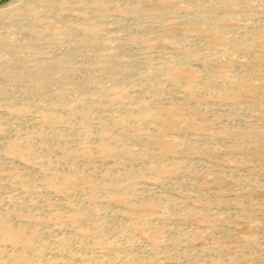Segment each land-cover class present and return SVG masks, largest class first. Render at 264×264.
I'll return each mask as SVG.
<instances>
[{
	"label": "rangeland",
	"instance_id": "rangeland-1",
	"mask_svg": "<svg viewBox=\"0 0 264 264\" xmlns=\"http://www.w3.org/2000/svg\"><path fill=\"white\" fill-rule=\"evenodd\" d=\"M9 1L0 4L8 14L0 37L18 46V62L0 46V217L32 243L0 239V264L21 251L25 264H264V0H100L107 13L99 17L93 0H73L72 8ZM37 14L36 29L50 28L56 41L28 49L35 32L20 23ZM84 18L108 46L78 53L93 61L118 50L138 75L167 70L149 84L125 83L127 99L117 106L76 89L92 77L116 86L106 66L83 67L87 56L73 77L60 70L50 88L13 77L22 64L34 69L32 52L45 61L71 53L84 35L65 30ZM59 91L62 101L51 98ZM83 93L89 105L79 102ZM120 116L127 121L119 127ZM16 143L22 155L9 149Z\"/></svg>",
	"mask_w": 264,
	"mask_h": 264
},
{
	"label": "bare ground",
	"instance_id": "bare-ground-1",
	"mask_svg": "<svg viewBox=\"0 0 264 264\" xmlns=\"http://www.w3.org/2000/svg\"><path fill=\"white\" fill-rule=\"evenodd\" d=\"M18 1L19 0H10L7 4H5V5H8V7H9V5L10 4H12V3H14V2H17L18 3ZM41 1V0H40ZM50 1H52V4L54 5L55 3V1L58 3V4H60V5H62L61 6V8H64V5L65 4H67V7H69V8H72L73 6H74V1L73 0H54V2H53V0H48V2H50ZM187 1V0H186ZM199 1V0H198ZM32 2V1H31ZM42 2V1H41ZM44 2H45V0H44ZM105 2H106V0H105ZM16 3V4H17ZM33 3V2H32ZM43 3V2H42ZM57 3H56V6H57ZM91 3V2H90ZM203 3V2H202ZM15 4V3H14ZM13 4V5H14ZM19 4V3H18ZM27 4H28V2H27ZM50 4V3H49ZM89 4V3H88ZM188 4V3H187ZM194 4V3H193ZM12 5V6H13ZM30 5H32V4H30ZM133 5V4H132ZM228 5V4H227ZM17 5H14V8L16 9H18V7H16ZM76 6H77V4H76ZM131 6V5H130ZM3 6H0V9L2 8ZM7 7V6H6ZM32 7V6H31ZM48 7V6H47ZM55 7V6H54ZM60 7V6H59ZM75 7V6H74ZM92 10H93V12H97V16H98V13H100V14H104V15H102V16H105V14L107 13V9L103 6V2L102 1H100V0H93V2H92ZM13 8V9H14ZM30 8V7H29ZM35 8V7H34ZM66 8V7H65ZM13 9H12V11H13ZM14 9V10H15ZM21 9V8H20ZM79 9V11L81 12V11H83V10H85V9H83V6H81L80 8H78ZM23 10V9H22ZM39 10V9H38ZM66 10V9H65ZM69 10V9H68ZM87 10V9H86ZM90 10H91V8H90ZM91 10V11H92ZM2 11V9L0 10V19H2V20H4V19H6V18H4L3 19V17H5V15L7 14V13H5V12H1ZM26 11H27V9H26ZM40 11V10H39ZM72 11V10H71ZM77 11V10H76ZM128 11V10H127ZM140 11V10H139ZM138 11V12H139ZM168 11V10H167ZM38 12V11H37ZM78 12V11H77ZM92 12V13H93ZM165 12V11H164ZM68 13V12H67ZM85 13V12H84ZM163 13V12H162ZM166 13V12H165ZM170 13V12H169ZM199 13H200V11H199ZM100 14H99V16H100ZM157 14V13H156ZM160 14V13H159ZM202 14V13H201ZM223 14V13H222ZM232 14V13H231ZM8 15V14H7ZM92 15H94V13L92 14ZM96 15V14H95ZM221 15V14H220ZM39 14H37V15H35V16H32L30 19V21H27L26 23H20V24H22L21 26L20 25H18V27L20 26V28L21 29H23V30H26V31H28V32H35V37H30L31 39L30 40H32V41H27L26 42V45H27V48L28 49H34V45H36V44H38V43H41V42H48V41H56V39H55V35H53L54 33H53V31L50 29V28H47V29H41V30H39V29H36V25H37V21H39L38 19H39ZM42 16V15H41ZM98 16V17H99ZM191 16V15H190ZM195 16V15H194ZM20 17V16H19ZM96 17V16H95ZM137 17V16H136ZM142 17V16H141ZM145 17V16H144ZM193 17V16H192ZM134 18V17H133ZM161 18V17H160ZM51 19V18H50ZM92 19V18H91ZM164 19V18H163ZM187 19H189V18H187ZM206 19H208V18H206ZM19 20V19H18ZM144 20V19H143ZM165 20V19H164ZM201 20V19H200ZM80 21V20H79ZM142 21V20H141ZM188 21H190V19L188 20ZM20 22V21H19ZM76 22V21H75ZM75 22H74V25L72 26L71 24L69 25V26H67V28H66V30H65V37L66 36H69V37H74V34H75V32L76 33H78V32H81L84 36H82V38H79L76 42H73L72 44L73 45H76V46H74V47H72L73 48V51L71 52V53H68V54H66L65 56H63V57H61V58H56V59H53V58H51L50 60H43V59H41V58H39L38 56H36V54L37 53H35V52H32V54L34 55L35 54V57L36 58H34V56H33V59L36 61V63L35 64H33V65H35L34 66V69H32V70H30L31 68H33V67H30V69L28 68V67H26V66H24L23 67V64L21 65V67H20V69H17V70H14V71H12L13 73H12V75H13V77H15V78H17V79H24V78H27V77H29L30 79H28V80H30V82L32 81L34 84H35V86L36 87H38V85L39 86H48V84L49 85H51L50 83H52V82H54V81H57L60 77H58V73H59V71L61 70V71H63L62 73H67V74H70V75H72V77H73V74H75L76 72H77V70L79 71V67H80V65L81 64H79V61H78V59H80L81 57L80 56H82V58L84 59V58H86V56H87V58H86V62H84L83 64V67L85 66V65H89V64H93V63H96V64H100V65H102V67H104V66H106L107 67V69H108V76H106L107 77V79L108 80H112V82H115V84H116V86L114 87V88H112V89H110L111 87H109L108 86V84H107V86H108V88L109 89H104V87L103 86H101L102 84V81H101V83H100V80L99 79H103V78H99L98 76V78H94V77H92V78H86V79H84V80H82V81H80V83H79V85L78 86H75L76 87V89L77 88H79V89H82L83 91L85 90L86 91V93L87 92H89L88 90H93L94 92H92V93H94V94H96L95 96H97L96 98L98 99H101V100H106L109 104L108 105H110V104H112V105H121L122 103L124 104V101H126V99H127V90H125V88L127 87V86H124V85H127V84H125V83H135V81L136 80H142L143 82H145L146 84H149V82L155 77V76H157L158 74H160V73H163L164 71H166L167 70V66L166 65H162L161 67H154L156 70H150L151 72H149V70H148V72H144V74L141 72V75H138L136 72H135V68H134V65L133 64H135V62L133 63V64H131V63H128V62H126L125 60H123L122 58H121V55H123V54H121L120 53V51H118L117 49V51L115 52V51H113V52H105V53H101L100 51V53L101 54H98L97 56H96V58L92 61L91 59H90V57L92 58V56H89L88 57V55L87 54H85V55H83V54H80V53H78L79 51H82L84 48H87V49H92V48H96V47H99V46H104V45H107L106 43H105V41H107V39L105 40H103L102 39V37L100 38L99 36H97L96 34H93L92 32H91V29H92V26L94 25V24H91V23H89L90 21H88L87 19H83L81 22H79L78 24H75ZM77 22H78V20H77ZM76 22V23H77ZM4 23V22H3ZM71 23V22H70ZM60 24H61V22H60ZM66 24V23H65ZM72 24H73V21H72ZM57 25V24H56ZM6 26V25H5ZM95 26V25H94ZM38 27V26H37ZM52 28V27H51ZM64 29H65V26H64ZM96 29V28H95ZM78 31V32H77ZM63 32H64V30H63ZM86 32V33H85ZM142 32V31H141ZM235 32V31H234ZM138 33V32H137ZM199 33V32H198ZM107 34V33H106ZM8 35V34H7ZM10 35V34H9ZM76 35V34H75ZM147 35V34H146ZM146 35H144V36H146ZM153 35V34H152ZM4 36H6V35H4ZM34 36V35H33ZM77 36H81V34L80 35H77ZM25 37V36H24ZM28 38V37H27ZM26 38V39H27ZM8 37H0V46H2L1 48H3V47H6V48H8V50L10 51V53H11V55H10V57H9V59L8 60H15V63H16V61L18 62V60H17V49H18V46L15 44V43H13V42H9L8 41ZM123 39V38H122ZM57 40H60L61 41V39H57ZM154 40H156V39H154ZM164 40H166V39H164ZM246 41V40H245ZM115 42V41H114ZM71 43V42H70ZM131 44H133V43H135V41H131L130 42ZM139 43V42H138ZM138 43H136V45L138 44ZM123 44V43H122ZM127 44V43H126ZM140 44V43H139ZM114 45V44H113ZM135 45V44H134ZM108 46V45H107ZM124 46V45H123ZM130 46V45H129ZM114 47V46H113ZM122 47V46H121ZM120 46H119V48H121ZM71 48V47H70ZM132 48V47H131ZM140 48V47H139ZM138 47L136 48L135 47V49H139ZM101 49V48H100ZM5 50V49H4ZM72 50V49H71ZM75 50V51H74ZM94 50H96V49H94ZM70 51V50H69ZM98 51V50H97ZM102 51V50H101ZM125 51V50H124ZM133 51V50H132ZM91 52V51H90ZM130 52V51H129ZM128 52V53H129ZM136 52V51H135ZM6 53H7V51H6ZM9 53V54H10ZM96 53V52H95ZM98 53V52H97ZM96 53V54H97ZM125 53V52H124ZM142 53V52H141ZM91 53H89V55H90ZM134 54V53H133ZM136 54V53H135ZM137 54H139V53H137ZM163 54V53H162ZM1 55H3V54H1ZM30 55V54H29ZM92 55V54H91ZM95 55V54H94ZM127 55V54H126ZM143 55V54H142ZM189 55V54H188ZM23 56V55H22ZM25 56V55H24ZM27 56V55H26ZM31 57H32V55H30ZM217 56V55H216ZM6 57V56H5ZM28 57V56H27ZM79 57V58H78ZM125 58H128L129 57V55H128V57H126V56H124ZM136 57V56H135ZM134 57V58H135ZM149 58V57H148ZM163 58V57H162ZM237 58V57H236ZM235 58V59H236ZM1 59V58H0ZM129 59V58H128ZM133 59V58H132ZM143 59V58H142ZM156 59V58H155ZM221 59H223V58H221ZM225 59V58H224ZM3 60H4V56H3ZM6 60V59H5ZM147 60V59H146ZM165 60V59H164ZM167 60V59H166ZM199 60V59H198ZM1 61V60H0ZM21 61V60H20ZM31 61V60H30ZM29 61V62H30ZM92 61V62H91ZM128 61V60H127ZM134 61V60H133ZM136 61V60H135ZM155 61V60H154ZM172 61V60H171ZM184 61V60H183ZM3 62V61H2ZM21 62H23V61H21ZM28 62V63H29ZM33 62V61H32ZM31 62V63H32ZM130 62H132V60L130 61ZM137 62V61H136ZM138 62H140V61H138ZM148 62V61H147ZM26 63H27V61H26ZM25 63V64H26ZM30 63V64H31ZM89 63V64H88ZM151 63V62H150ZM149 63V64H150ZM139 64V66H140V63H138ZM137 64V65H138ZM142 64H144V66H146V64H145V62L144 63H142ZM4 65H6V64H4ZM32 65V64H31ZM99 65V66H100ZM156 65V64H155ZM159 65V64H158ZM186 65V64H185ZM91 66H93L94 67V65H91ZM169 66V65H168ZM181 66V65H180ZM93 67H91L90 69H92ZM0 68H1V66H0ZM3 68H5V66L3 67ZM2 68V69H3ZM99 68V67H98ZM153 68V69H154ZM1 69V70H2ZM7 69V68H6ZM83 69V68H82ZM147 69V68H146ZM152 69V68H151ZM89 70V69H88ZM101 70V69H100ZM3 71V70H2ZM94 71V70H93ZM10 72V71H9ZM8 72V73H9ZM96 72V71H95ZM11 73V72H10ZM61 73V74H62ZM80 73V72H79ZM83 73V72H82ZM66 74V75H67ZM78 74V73H77ZM65 75V74H64ZM70 75H69V78L70 79H74V78H72V77H70ZM97 75V74H96ZM106 75V74H105ZM239 75V74H238ZM60 76V75H59ZM61 76H63V75H61ZM64 77H66V76H64ZM63 77V78H64ZM160 77V76H159ZM67 78V77H66ZM68 78V79H69ZM155 78H157V77H155ZM76 79V78H75ZM106 79V80H107ZM161 79V78H160ZM3 80V79H2ZM15 80V79H14ZM104 80V79H103ZM199 80V79H198ZM220 80V79H219ZM10 81H12V80H10ZM70 81V80H69ZM73 81H75V80H73ZM158 81V80H157ZM15 82V81H14ZM13 82V83H14ZM25 82V81H24ZM28 84H29V82L28 81H26ZM57 82H59V81H57ZM62 82V81H61ZM76 82V81H75ZM106 82V81H105ZM152 82V81H151ZM253 82V81H252ZM10 83V82H9ZM20 83H21V80H20ZM20 83H17V84H20ZM111 83V82H110ZM55 84V83H54ZM68 84V83H67ZM71 84V83H70ZM157 84H158V82H157ZM16 85V84H15ZM56 85V84H55ZM73 85V84H72ZM75 85H77V84H75ZM104 85H106L105 83H104ZM152 84L150 83V86H151ZM153 85H155V84H153ZM168 85V84H167ZM52 86V85H51ZM58 86H60L59 84H58ZM63 86V85H62ZM65 86V85H64ZM31 87V86H30ZM32 87H34V85L32 86ZM35 87V88H36ZM40 87V88H41ZM49 88H50V86H48ZM74 87V88H75ZM106 87V86H105ZM134 87V86H133ZM141 87V86H140ZM48 88V89H49ZM66 88V87H65ZM64 88V89H65ZM73 88V87H72ZM70 86H69V89H72ZM73 88V89H74ZM32 89H34V88H32ZM54 89V88H53ZM60 89H63V88H60ZM72 89V90H73ZM88 89V90H87ZM129 89V88H128ZM131 89H132V87H131ZM152 89V88H151ZM157 89V88H156ZM170 89V88H169ZM46 90H47V88H46ZM56 90V89H55ZM221 90V89H220ZM10 91V90H9ZM30 91H32V90H30ZM36 91H37V88H36ZM58 91V90H57ZM60 91H62V90H60ZM60 91H59V93H57L56 94V92H55V95L53 94V97H51V98H53V99H56V101H57V99H60V101H62L61 100V94H63V93H61L60 94ZM145 91V90H144ZM0 92H3V91H0ZM28 92V91H27ZM38 92H39V90H38ZM37 92V93H38ZM42 92V91H41ZM44 92V91H43ZM47 92V91H46ZM129 92V91H128ZM133 92V91H132ZM29 93V92H28ZM28 93H26V94H28ZM32 93V92H31ZM51 93V92H50ZM70 93V92H69ZM77 93V92H76ZM76 93L74 94L75 96H76ZM34 94V93H33ZM42 94V93H41ZM44 94V93H43ZM48 94V93H47ZM46 94V95H47ZM89 94V93H88ZM88 94H85L84 95V93H83V98L81 99L80 97H81V94L79 93L78 95H80V100H79V102H83V103H85L86 101V97H87V99H89L88 98V96H91V95H88ZM132 94V93H131ZM158 94H159V92H158ZM202 94H203V92H202ZM74 95L72 96L73 98H74ZM135 95V94H134ZM206 95V94H205ZM219 96H220V94H219ZM78 97V96H77ZM76 97V98H77ZM93 97V96H92ZM132 98V97H131ZM135 98V97H134ZM158 98V97H157ZM172 98V97H171ZM50 99V98H49ZM66 99V98H65ZM95 98H93V101H99V99L98 100H94ZM133 99V98H132ZM145 99V98H144ZM159 99V98H158ZM73 100V99H72ZM75 100V99H74ZM162 100V99H161ZM182 100V99H181ZM53 101V100H52ZM59 101V100H58ZM60 101H59V103H60ZM85 101V102H84ZM91 101H92V99H91ZM151 101V100H150ZM152 102V101H151ZM150 102V103H151ZM156 102V101H155ZM52 103V102H51ZM58 103V102H57ZM64 103V102H63ZM62 103V104H63ZM67 103V102H66ZM71 103V102H70ZM82 103V104H83ZM101 104H102V102H100ZM103 103H104V101H103ZM149 103V102H148ZM175 103V102H174ZM176 103H178V102H176ZM101 104H99V106L102 108V106H101ZM105 104V103H104ZM103 104V105H104ZM171 104V103H170ZM173 104V103H172ZM25 105V104H24ZM51 105V104H50ZM64 105V104H63ZM69 105V104H68ZM73 105V104H72ZM78 106H79V104H77ZM85 105H89L88 103H85ZM112 105H110V106H112ZM149 105V104H148ZM258 105V104H257ZM13 106V105H12ZM53 106H55L56 107V105H53ZM57 106H58V104H57ZM70 106V105H69ZM75 106V105H74ZM93 106V105H92ZM96 106V104L94 105V107ZM105 106H106V104H105ZM105 106H103V108L105 107ZM173 106V109H174V106H177V105H172ZM199 106V105H198ZM19 107V106H18ZM22 107V106H21ZM30 107V106H29ZM50 107V106H49ZM60 107V106H59ZM59 107H57V109H59ZM71 107V106H70ZM93 107V108H94ZM99 107V108H100ZM33 108V107H32ZM62 108H64V107H62ZM62 108H60V109H62ZM66 108H68V106H66ZM73 108V107H72ZM83 108H85V107H83ZM91 108V107H90ZM177 108V107H176ZM188 108H190V107H188ZM25 109V108H24ZM31 109V108H30ZM37 109V108H36ZM59 109V110H60ZM74 109V108H73ZM98 109V108H97ZM108 109V108H107ZM111 109V108H110ZM116 109V108H115ZM128 109V108H127ZM199 109V108H198ZM63 110V109H62ZM87 110V109H86ZM94 110V109H93ZM99 110V109H98ZM148 110V109H147ZM146 110V111H147ZM41 111V110H40ZM105 111V110H104ZM109 111V110H108ZM141 111H142V109H141ZM141 111H140V114H141ZM195 111V110H194ZM37 112V111H36ZM43 112H44V110H43ZM49 112H51L50 110H49ZM92 112V111H91ZM95 112V111H94ZM151 112V111H150ZM56 113V112H55ZM99 113V112H98ZM97 113V114H98ZM110 113V112H109ZM134 113V112H133ZM139 113V112H138ZM145 113V112H144ZM148 113V112H147ZM153 114H155L154 112H152ZM151 113V114H152ZM57 114V113H56ZM89 114V113H88ZM96 114V113H95ZM94 114V115H95ZM120 115L119 113H116V115ZM157 114V113H156ZM161 114V113H160ZM55 115V114H54ZM110 115H112V112H111V114ZM144 115H146V114H144ZM81 116V115H80ZM101 116V115H100ZM123 116V115H122ZM122 116H120V117H118V118H116V122H117V125L118 124H121V123H124L125 122V124H126V118L125 117H122ZM137 116V115H136ZM157 116L158 115H150L149 117H151L153 120H154V118H155V120H156V118H157ZM53 117V116H52ZM75 117H76V115H75ZM74 117V118H75ZM83 117V116H82ZM87 117V116H86ZM85 117V118H86ZM146 117V116H145ZM163 117V116H162ZM84 118V117H83ZM82 118V119H83ZM84 118V119H85ZM151 118H149L150 120H151ZM160 119H161V121H162V118H161V116H160ZM168 118H166V117H164V119H163V121H162V124L164 125H166V124H168V121L169 120H167ZM196 119V118H195ZM86 120V119H85ZM124 120H126V121H124ZM154 120V121H155ZM132 121V120H131ZM131 121H130V123H131ZM136 121H138V120H136ZM158 121V120H157ZM173 121V120H172ZM65 122V121H64ZM63 122V123H64ZM82 122V121H81ZM140 122H143V121H140ZM145 122V121H144ZM83 123V122H82ZM129 123V124H130ZM136 123H138L139 124V121L138 122H136ZM3 124V123H2ZM46 124H48V123H46ZM53 124V123H52ZM59 124V123H58ZM116 124V123H115ZM125 124H122L123 126H125ZM128 124V123H127ZM135 124V123H134ZM153 124V123H152ZM76 125V124H75ZM104 125V124H103ZM102 125V126H103ZM154 125V124H153ZM2 126V125H1ZM105 126V125H104ZM119 126V125H118ZM169 126V125H168ZM173 126V125H172ZM120 127V126H119ZM5 128V127H4ZM144 128V127H143ZM100 129H102V133H105V132H107V131H105V128H100ZM150 129V128H149ZM180 129V128H179ZM259 129V128H258ZM257 129V130H258ZM22 130V129H21ZM28 130V129H27ZM45 130V129H44ZM58 130V129H57ZM116 130V129H115ZM157 130V129H156ZM98 131V130H97ZM133 131V130H132ZM41 132H42V130H41ZM67 132V131H66ZM66 132H65V134H66ZM69 132V131H68ZM67 132V134H69ZM181 132V131H180ZM35 133V132H34ZM80 133V132H79ZM97 133V132H96ZM40 134H42V133H40ZM63 134V133H62ZM62 134H61V136H62ZM72 134V133H71ZM116 134V133H115ZM43 135V134H42ZM86 135H87V133H86ZM160 135H161V133H160ZM181 135V134H180ZM39 136H41V135H39ZM65 136H67V135H65ZM85 135H83V137H84ZM89 136V135H88ZM109 136V135H108ZM34 137V136H33ZM64 137V136H63ZM97 137V136H96ZM43 138H44V136H43ZM66 138V137H65ZM67 138H68V136H67ZM66 138V139H67ZM170 138V137H169ZM30 139V138H29ZM40 139H41V137H40ZM116 139V138H115ZM17 140V139H16ZM68 140V139H67ZM150 140V139H149ZM171 140V139H170ZM174 140V139H173ZM183 140V139H182ZM182 140H179V141H182ZM186 140V139H185ZM35 141V140H34ZM104 141H106V140H104ZM178 141V142H179ZM8 142V141H7ZM11 141H9V143H10ZM23 142V141H22ZM27 142V141H26ZM42 142V141H41ZM171 142V141H170ZM186 141H184V143H185ZM245 142V141H244ZM251 142V141H250ZM33 143V142H32ZM44 143V142H43ZM49 143V142H48ZM141 143V142H140ZM19 143H16V144H13V145H10V147H9V149L11 150V152H13L14 154H18V155H22L23 153H22V150L24 149H22L21 150V147L18 145ZM26 144H28V143H26ZM64 144V143H63ZM85 144H86V142H85ZM158 144V143H157ZM160 144V143H159ZM87 145V144H86ZM110 145V144H109ZM120 145V144H119ZM225 145V144H224ZM27 146V145H26ZM30 146V145H29ZM51 146V145H50ZM59 146V145H58ZM111 146H112V144H111ZM127 146V145H126ZM212 146V145H211ZM235 146V145H234ZM104 147V146H103ZM109 147V146H108ZM117 147V146H116ZM140 147V146H139ZM198 147V146H197ZM238 147V146H237ZM244 147V146H243ZM8 148V147H7ZM31 148H33V147H31ZM49 147H47V149H48ZM111 149H112V147H110ZM119 148V147H118ZM50 149V148H49ZM87 149V148H86ZM104 149H105V151L106 152H111V150H109L108 148H106V147H104ZM134 149V148H133ZM220 149V148H219ZM241 149H242V147H241ZM46 150V149H45ZM65 150H67V149H65ZM24 151V150H23ZM26 151V150H25ZM36 151V150H35ZM151 151V150H150ZM104 152V151H103ZM131 153V152H130ZM129 153V154H130ZM145 153V152H144ZM112 154H113V152H112ZM147 154V153H146ZM144 155V154H143ZM146 156V155H145ZM150 156H148V158H149ZM237 159V158H236ZM44 161V160H43ZM244 161V160H243ZM151 162V161H150ZM241 162V161H240ZM46 164V163H45ZM254 164V163H253ZM51 165V164H50ZM123 168V167H122ZM150 170V169H149ZM120 172V171H119ZM26 178V177H25ZM25 178H23V179H25ZM50 178V177H49ZM26 180V179H25ZM19 181V180H18ZM54 183V182H53ZM56 183H58V182H56ZM61 184V183H60ZM115 184V183H114ZM57 185V184H56ZM55 185V186H56ZM95 185V184H94ZM109 185V184H108ZM47 186V185H46ZM58 186V185H57ZM97 186H98V184H97ZM94 187V186H93ZM95 187H96V185H95ZM122 187V186H121ZM62 189V188H61ZM121 189V188H120ZM123 189V188H122ZM128 191H129V189H127ZM97 191V190H96ZM117 191H119V190H117ZM116 191V192H117ZM121 191V190H120ZM125 191V190H124ZM239 191H243V190H239ZM108 192V191H107ZM113 192V191H112ZM115 192V193H116ZM126 192V191H125ZM94 193H96V192H94ZM114 193V194H115ZM111 194V193H110ZM113 194V193H112ZM111 194V195H112ZM92 195V194H91ZM118 195V194H117ZM110 196V195H109ZM110 197H112V196H110ZM113 198V197H112ZM24 202V201H23ZM246 207V206H245ZM80 211V210H79ZM78 212V211H77ZM238 212H240V211H238ZM76 213V212H75ZM3 216H1L0 217V239H2V241H8V242H11L12 244H14V245H19L20 247H24V248H27V247H29V245L32 243H30L29 242V239H27L26 237H25V234H24V231H25V229L24 228H19V229H16V230H14V229H12V228H10V226L7 228V227H5L4 226V217L2 218ZM7 223H8V221H7ZM145 223V222H144ZM5 224H6V222H5ZM210 224V223H209ZM8 225V224H7ZM140 225V224H139ZM144 225V224H143ZM149 225V224H148ZM26 226V225H25ZM137 226V225H136ZM30 227V226H29ZM27 228V227H26ZM35 233H36V231H35ZM33 236V235H32ZM4 244V243H3ZM60 244V243H59ZM33 246V245H32ZM66 246V245H65ZM0 248H1V246H0ZM35 248V247H34ZM53 248V247H52ZM2 249V248H1ZM18 250V249H17ZM45 250V249H44ZM3 251V250H2ZM2 251H1V253H2ZM65 251V250H64ZM67 251V250H66ZM4 252V251H3ZM25 252V251H24ZM24 252L23 251H21L18 255H16L15 254V256H13V257H11L10 259H7L6 258V260H8L7 261V264H25L26 263V258H25V255L26 254H24ZM29 252V251H28ZM27 253V252H26ZM43 254V253H42ZM41 254V255H42ZM36 255V254H35ZM2 256V255H1ZM27 256V255H26ZM8 258H9V256H7ZM36 257V256H35ZM2 258V257H1ZM0 258V259H1ZM55 258V257H54ZM38 260V259H37ZM34 261V260H33ZM36 261V260H35ZM39 261V260H38ZM4 264V263H3ZM6 264V263H5ZM38 264V263H37ZM56 264H58V263H56ZM67 264V263H66ZM92 264V263H91ZM96 264V263H95Z\"/></svg>",
	"mask_w": 264,
	"mask_h": 264
},
{
	"label": "water",
	"instance_id": "water-1",
	"mask_svg": "<svg viewBox=\"0 0 264 264\" xmlns=\"http://www.w3.org/2000/svg\"><path fill=\"white\" fill-rule=\"evenodd\" d=\"M7 0H0V4H2V3H4V2H6Z\"/></svg>",
	"mask_w": 264,
	"mask_h": 264
}]
</instances>
